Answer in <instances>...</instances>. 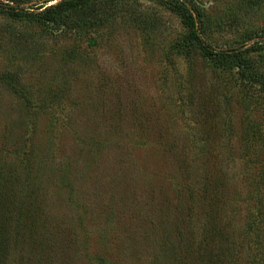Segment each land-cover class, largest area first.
<instances>
[{
    "label": "rangeland",
    "instance_id": "obj_1",
    "mask_svg": "<svg viewBox=\"0 0 264 264\" xmlns=\"http://www.w3.org/2000/svg\"><path fill=\"white\" fill-rule=\"evenodd\" d=\"M44 1L0 0V220L21 224L10 264H264L243 152L264 146V84L207 56L241 54L264 82V48L248 51L264 0H184L206 44L187 50L168 0H101L103 18L68 26L30 20Z\"/></svg>",
    "mask_w": 264,
    "mask_h": 264
},
{
    "label": "trees",
    "instance_id": "obj_2",
    "mask_svg": "<svg viewBox=\"0 0 264 264\" xmlns=\"http://www.w3.org/2000/svg\"><path fill=\"white\" fill-rule=\"evenodd\" d=\"M11 2L17 3V4H30L34 2V0H9ZM100 3L101 0H57V3L49 4L48 1H44L43 4H34L36 12L34 14H31V17L34 22H39L45 25H69V24H75L73 18L78 17L81 13L85 15L81 20L84 18H87V21H93V20H100L103 18L102 12L100 11ZM168 5L171 6V9L176 12L178 15H180L185 23V25L189 29V39L190 42L188 45L185 46V49L187 50V47H190L193 43H199L203 47H206L205 42L201 39L200 34H204V31L202 30V23L201 28H196V21L194 20V11L196 12L195 7L191 6V4L187 1H179V0H168ZM101 12V13H100ZM205 45V46H204ZM261 49L264 48V41L261 43H254L248 51H252L254 49ZM207 56L211 58V60L214 62L216 66H222V67H230V68H239L241 70V76L243 79H246L248 81L264 84V82H261V80L258 78V75L252 71L249 70L248 64L246 61L242 59L241 54L235 53V52H207ZM246 154H244L245 157H251L255 158V161H252L251 159H248L246 161L247 164V171L248 173H252L251 171H256V177L258 178V185L256 188L257 195L255 197L257 201V208L258 209V219L264 220V189L261 188V184L264 185V146L257 147L255 149L250 148H244ZM199 155L205 156L210 159L211 154L210 150L206 149L205 147H202L199 149ZM223 166V165H222ZM4 174L2 169L0 170V175ZM252 177V175H248ZM249 178V177H248ZM247 178V179H248ZM207 185H211L213 180H207ZM216 183L220 184L222 187L220 190L226 188L227 185L231 184L230 180H227L225 177L220 180H216ZM3 215H1L2 217ZM251 223L247 224V232H254L257 231V225H259L256 221H250ZM6 221L0 220V264H10V256L12 253V250L17 249L18 243H15V245L11 246L10 243V237H14L17 239L21 238L20 234V220H18V224L15 225V228L13 229L12 233L11 231H8V225H5ZM31 230L32 234L30 236V240L33 242L36 240L33 235V231L36 230L34 227V224H31ZM22 230V229H21ZM25 241V238L22 242ZM21 242V243H22ZM36 243V241H35ZM264 240L262 241V248L264 250ZM199 251L202 252V250H205V247L202 248V244H199ZM205 257V252L203 253ZM211 261H207V263L215 264L213 261V257L210 258ZM238 258L234 256H231L229 254V260L227 261V264H238ZM256 260L255 257H252L248 259V264H255ZM204 263V261H203ZM21 264L23 261H21ZM32 264V263H30Z\"/></svg>",
    "mask_w": 264,
    "mask_h": 264
}]
</instances>
